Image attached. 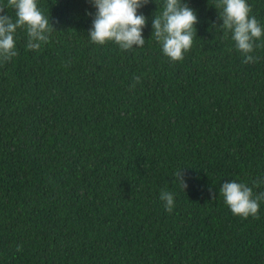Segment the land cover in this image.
Here are the masks:
<instances>
[{
  "label": "trees",
  "instance_id": "1",
  "mask_svg": "<svg viewBox=\"0 0 264 264\" xmlns=\"http://www.w3.org/2000/svg\"><path fill=\"white\" fill-rule=\"evenodd\" d=\"M183 2L196 36L172 61L152 34L164 0L129 50L91 41L89 0H37L48 41L18 28L0 59V264H264V200L244 218L220 193L264 192V35L245 63L218 0ZM246 2L264 27V0Z\"/></svg>",
  "mask_w": 264,
  "mask_h": 264
},
{
  "label": "clouds",
  "instance_id": "2",
  "mask_svg": "<svg viewBox=\"0 0 264 264\" xmlns=\"http://www.w3.org/2000/svg\"><path fill=\"white\" fill-rule=\"evenodd\" d=\"M96 9L88 37L91 41L103 45L107 41H114L122 50H129L133 46H143L145 39L142 32L146 25V17L138 14V10L149 3V0H89ZM7 7L15 10V21L0 6V59L10 60L17 55L15 49V33L24 27L27 32V48L39 50L42 43H46L53 31L49 15H45L37 6V0H7ZM216 9H222L219 14L220 24L232 33V40L236 48L244 55L245 63H255L259 57L250 55L256 44L264 35L262 27L254 16H249L251 7L246 0H218ZM197 23L196 12L183 0H164L162 11L152 19V34L162 45V52L172 61H181L184 54L192 47ZM138 83L140 77H134ZM183 189L187 183L183 179V172L175 173ZM254 182L253 187L258 186ZM220 193L225 204L233 215L247 218H258L260 202L264 200V192L254 194L253 188L245 183L228 181L221 185ZM211 194V193H210ZM213 199L215 196L212 197ZM160 199L165 202V210L169 213L174 208L173 193L162 190ZM20 248H17L19 251Z\"/></svg>",
  "mask_w": 264,
  "mask_h": 264
}]
</instances>
